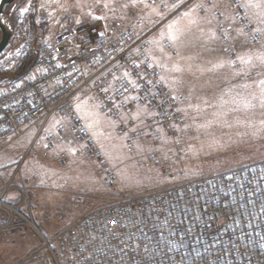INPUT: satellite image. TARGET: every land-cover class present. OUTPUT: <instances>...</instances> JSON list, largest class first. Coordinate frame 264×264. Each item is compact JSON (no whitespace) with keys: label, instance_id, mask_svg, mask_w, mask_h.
<instances>
[{"label":"rangeland","instance_id":"374dc122","mask_svg":"<svg viewBox=\"0 0 264 264\" xmlns=\"http://www.w3.org/2000/svg\"><path fill=\"white\" fill-rule=\"evenodd\" d=\"M239 3L260 36L258 42L238 20L231 0H213L206 9L188 6L148 35L147 51L180 101L183 121L173 129L150 128L148 123L156 119L152 107L128 100L124 116L137 122L129 140L101 110L96 93L75 97L77 112L116 174V187L105 184L99 165L78 141L57 139V147L43 153L60 116L38 137L28 129L2 150V161L16 163L7 177L12 184L8 191L17 196L6 199L5 174L0 173V264H115L120 261L114 258L120 252L116 248L125 242L145 253L148 235L137 228L147 223H135L133 214L146 218L156 211V216L163 211L167 217L174 210L182 216L197 212L191 188L202 179L212 180L211 196L225 193L238 204V187L229 190L232 183H223L222 173L264 158V0ZM12 6L13 35L0 54V74L17 73L2 67L15 63L17 55L26 60L34 42L39 46L63 37L67 18L100 32L141 21L138 30L146 32L159 12L150 0H16L6 10ZM32 10L41 22L31 43L13 18ZM21 181L24 191L17 187ZM195 216L204 219L201 212ZM156 219L162 228L163 220ZM120 224L123 229L117 231ZM137 238L143 239L135 242ZM159 261L152 253L150 264Z\"/></svg>","mask_w":264,"mask_h":264},{"label":"built area","instance_id":"2783aa9c","mask_svg":"<svg viewBox=\"0 0 264 264\" xmlns=\"http://www.w3.org/2000/svg\"><path fill=\"white\" fill-rule=\"evenodd\" d=\"M231 1L251 40L258 42L260 36L253 30L246 10L239 0ZM150 2L159 8V12L146 32L138 30L141 21L111 32H100L88 24L67 18L63 37L36 46L32 68L20 78L0 83V152L28 129H35L38 137L55 116H60L62 120L55 134L49 137L43 153L49 155L57 147V139L78 141L83 144L88 157L99 165L105 184L116 187V174L105 158L103 147L90 136L77 112V95L86 91L96 93L101 110L116 122L129 140L133 138L132 131L137 130V122L124 116V110L129 108L128 100L152 107L156 119L148 123L150 128L159 125L171 130L180 124L183 113L179 98L165 84L148 53L147 37L186 7L197 5L206 9L213 0ZM222 35L227 39L226 33ZM230 51L236 52L234 48ZM62 160L66 161L65 157ZM20 167L19 163L16 169ZM222 175L223 183H232L229 190L238 187V204L232 198L227 200L225 193L216 195L215 190L211 196L208 188L212 180L195 182L197 186L193 184L191 191L193 204L199 206L197 212L194 209L195 213L182 216L180 211L174 210L169 217L163 211L158 212V216L155 215L157 211L151 216L143 214L145 211L140 213L146 218L133 214L136 215L135 223L141 220L147 223L137 228L148 235L146 252L125 242L126 246L116 248L120 252L114 258L120 261L115 264H150L152 253L159 257L158 264H185L187 261V264H264V158L227 167ZM10 182V179L5 182V191L12 187ZM21 183L17 187L24 191V183ZM209 199L211 205L207 202ZM237 206H240V213ZM198 212L204 219L196 218ZM155 219L163 220L162 228ZM173 221L177 222L169 223ZM195 221L196 224L191 225ZM119 226L117 231L123 229V224ZM142 239L137 238L135 242ZM198 242H205L206 246ZM169 253L174 254L173 258Z\"/></svg>","mask_w":264,"mask_h":264},{"label":"trees","instance_id":"16d2710c","mask_svg":"<svg viewBox=\"0 0 264 264\" xmlns=\"http://www.w3.org/2000/svg\"><path fill=\"white\" fill-rule=\"evenodd\" d=\"M36 15H37V12L35 10H32L30 13H27L20 18L13 16L14 17L13 20H15V23L20 24V27L23 26L22 31H23L24 35L26 36V38H28L31 41V43L35 39V31L37 30L38 21H39V20L35 19ZM37 17H39V16H37ZM40 22L41 21H39V23ZM37 35H36V38H37ZM22 36H23V34H22ZM36 44L37 43H35V42L33 43V46L31 44V55H29L26 58V60H25L24 56L17 55V56H15V59H14L15 63H12V64L6 63L5 66L2 67V70H5V72L8 70H13V72H17V73H3V74H0V78L3 76H7V75H10V76L19 75L23 71L28 70L33 65L35 57H36V46H37Z\"/></svg>","mask_w":264,"mask_h":264},{"label":"water","instance_id":"95a60500","mask_svg":"<svg viewBox=\"0 0 264 264\" xmlns=\"http://www.w3.org/2000/svg\"><path fill=\"white\" fill-rule=\"evenodd\" d=\"M15 1L16 0H1V3H0V31H1L0 54L9 45L12 35H13V28L10 22V16L12 14L13 6L8 11L6 10V8L8 5L12 4ZM31 68L32 66L28 70H26L24 74H19L15 76H10V75L3 76L0 78V83L3 80H10V79L14 80V79L20 78L21 76L25 75Z\"/></svg>","mask_w":264,"mask_h":264},{"label":"crops","instance_id":"0c3cea01","mask_svg":"<svg viewBox=\"0 0 264 264\" xmlns=\"http://www.w3.org/2000/svg\"><path fill=\"white\" fill-rule=\"evenodd\" d=\"M142 12V11H141ZM143 21V24H144V19H142ZM145 26V25H144ZM141 29V28H140ZM2 152V151H1ZM0 152V153H1ZM5 153V152H4ZM1 159V158H0ZM16 162V161H15ZM16 163H13L12 165L8 162L7 158H5L3 161L2 159L0 160V173H3L5 174V182L8 181L10 178H8V174L11 172L10 169L13 165H15ZM1 176V175H0ZM2 178V176L0 177ZM8 178V179H7ZM2 182V181H1ZM12 187H10L9 189H11ZM8 189V190H9ZM6 190L7 192H5V197L7 200H15L16 199V193H14V191H8ZM3 192L1 191V184H0V195H2Z\"/></svg>","mask_w":264,"mask_h":264}]
</instances>
